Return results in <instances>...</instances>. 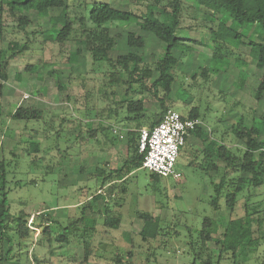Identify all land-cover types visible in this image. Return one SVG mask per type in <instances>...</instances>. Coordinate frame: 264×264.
Segmentation results:
<instances>
[{"label": "rangeland", "instance_id": "obj_1", "mask_svg": "<svg viewBox=\"0 0 264 264\" xmlns=\"http://www.w3.org/2000/svg\"><path fill=\"white\" fill-rule=\"evenodd\" d=\"M99 1H109L113 7L122 11L121 19L110 23L115 31L122 33L128 29L136 31L137 28L132 22L133 17L124 11L127 9L138 13L143 10V4L135 0ZM78 2L79 0H70L69 10L72 11L74 7L77 9ZM37 10V14L31 13L39 22L42 20L41 16L46 13L41 9ZM162 19L171 24L167 14L162 13ZM5 22L9 27L3 31L0 47L5 46L9 38L22 39L24 36L22 31L10 27L12 24L10 19ZM210 25L204 19L202 11H196L189 6L184 8L177 30V34L186 37L187 40L184 42L191 46L192 51L184 53L178 65L177 74L179 70L182 72L178 76L179 82L183 83L174 84L171 93L174 102L170 104V108L185 115L196 106L201 113L198 117L201 124L188 136V142L181 147V153L177 158L176 170L181 177L178 181L171 177H160V181L154 184L147 169L134 170L122 183L125 187L124 198H121L123 193L116 189L114 198L108 200L110 207L121 215L119 228H105L101 224V219H98L94 250L99 256L106 255L115 248L122 251L128 248L133 251L132 257H129L133 260V264H189L191 255H187L185 243L196 237L203 217L208 216L213 219L214 229L218 235L227 227L229 218H238L244 214L245 203L250 206L248 212L254 209L255 204H258V210L264 208L263 182L256 188H245L238 193L237 203L232 211L225 206L224 198L220 199L221 208L213 210L210 205V198L213 195L211 182L216 181L213 173L201 168L200 154L195 156L193 164H188L193 154L195 155V150L203 148L206 139H212L216 144L224 143L227 148L243 149V144L235 141L231 133L233 123L240 116L244 118L245 125H255L261 130L260 139L264 141V125L261 119V115L264 114V97L255 98V89L264 74V69L252 65L247 56L249 47L237 42L231 44L230 59L223 57L220 60L217 57L211 60L208 31ZM77 27L78 24H75V30ZM252 29L253 27L244 29L245 41L257 40L255 34H252ZM137 30L146 37L143 49L146 59L150 60V55H154L156 59L161 58L164 53L163 44L157 38ZM57 51L55 45L48 44L41 48L36 43L33 49L12 59L6 69L7 80L0 79V108L2 115L7 118L8 125L5 134L0 137V159L3 158L7 163L16 158L4 167L10 212L33 214L46 211L65 220L67 217L77 215L91 191H95L93 180H87V172L93 171L95 164L102 161H107L109 167L116 168L132 152L128 150L127 137L121 124L114 123L118 129L119 139L111 146L101 139L98 143L90 139L86 141L87 145L80 146L73 137L67 135L75 136L79 131H83V124L86 122L93 128L99 123L106 125L112 122L105 118L107 113L105 110L112 105V102L103 99L99 92L100 89H104L103 79L104 74L108 72V65L94 63L88 55L83 63L69 64ZM239 56H241L240 60L236 61ZM26 65H29V69H25ZM198 67L209 69V78L203 80L199 75L198 83L188 95L184 90L190 81L188 76L195 70L199 74ZM50 70H53V74L49 72ZM58 81H61V89L58 87ZM125 89V85L114 87L115 96L112 99L122 98ZM175 91L178 96L174 95ZM134 97L143 98L147 113L157 109V102L149 92ZM20 105L44 110L43 122H47L52 114L59 118H74L82 125H78L77 122L67 123L66 126L69 128L67 132H59V136L50 135L46 138L41 121L28 122L24 126L22 122L9 120L14 109ZM101 111L103 117L98 118L95 113ZM35 144L38 150L33 153L38 157L33 160L34 157L27 155L25 150H31ZM42 154L45 156H41ZM81 164L84 166L83 173L79 171ZM105 190V187L101 188L102 192ZM116 194L120 195L121 199L117 198ZM114 199L122 205L115 207ZM100 205L101 201H97L96 205L94 204L87 212L95 215L96 208ZM138 211L153 212L163 221L162 227L170 225L168 228L170 232H173L175 227L178 235L168 238L164 248H161L158 242L142 240L137 232L142 224L141 220L135 217ZM258 215L261 216V212H258ZM188 228L192 229L191 234ZM254 229L252 228L251 234L245 236L246 242L248 241L246 250L248 256L232 258L231 252H228L223 254L220 264L232 262L264 264V235L256 233ZM44 241L47 244V238ZM32 242L33 240L28 241V247L24 248L28 249V257L33 247ZM46 246L35 247L39 257L48 256ZM52 246L56 255L52 256L51 264H80L83 257L80 245L59 247L56 243H52ZM209 247L214 254H218L217 244L209 242ZM213 256L216 259V256ZM24 258L25 255L22 256V264H26ZM92 260L96 264H106L99 257Z\"/></svg>", "mask_w": 264, "mask_h": 264}, {"label": "trees", "instance_id": "obj_2", "mask_svg": "<svg viewBox=\"0 0 264 264\" xmlns=\"http://www.w3.org/2000/svg\"><path fill=\"white\" fill-rule=\"evenodd\" d=\"M143 4L144 8L138 13L125 9L124 13L133 17L132 22L135 28L143 33L157 38L163 44V56L156 59L150 55L146 59L143 49L146 37L134 30H126L124 33L115 31L110 23L121 19L122 11L113 7L109 1L79 0L77 9L69 10L70 0H0V39L7 26L6 20L10 19V27L17 28L23 32V38H9L6 45L0 47V79L7 80V67L12 59L33 49L34 44L41 48L46 45H55L57 53L69 64H79L85 61L88 55L91 61L97 64L108 65V72L104 74V89L99 92L103 99L110 100L112 105L106 108V125L98 124L96 128L86 122L83 131L77 135L67 134L74 138L75 142L87 145V140L94 139L95 142L104 140L107 145H114L118 141L117 126L121 124L127 137V147L131 155L127 156L119 166L111 168L107 161L95 164L93 171H88V179H92L95 191H91L89 197L82 204L77 215L61 220L46 211L28 213H12L7 203L5 163L0 159V264H22V256L25 255L26 264H51L52 256H55L52 243L59 247L78 244L82 247L83 257L80 264H96L92 259L102 258L106 264H133L131 260L133 251L125 248L123 251L115 248L106 255H97L94 250L95 233L97 231L98 219L108 229L119 228L121 215L117 214L108 204L110 198H114L115 190L123 193L125 187L123 181L136 169L143 168V153L138 151L139 129L143 126L152 128L159 123L164 113L174 102L171 93L174 84L179 82V70L177 69L184 53L192 51L190 45L184 41L185 36L177 34L180 25V17L185 7H191L196 11H202L210 33L211 50L210 59L217 57L230 59L229 53L232 43L247 45L249 52L247 56L252 65L258 69H264V0H135ZM166 4V5H165ZM41 9L44 15L39 22L32 17ZM162 13L170 17L171 24L162 19ZM75 24H78L75 30ZM250 27L252 34L257 40L245 41L244 29ZM243 28V29H242ZM249 31V30H248ZM247 31V32H248ZM190 39V38H189ZM178 52V53H177ZM114 53H117L114 55ZM236 58V61L240 60ZM224 59V60H225ZM234 59V58H233ZM235 60V59H234ZM255 61V63H254ZM25 69H29L26 65ZM192 71L188 76L190 81L186 84L185 93L190 95L192 88L198 83V76L203 80L209 78L210 70L199 68ZM53 74V70L49 71ZM183 84V85H184ZM118 85H125L124 96L113 100V90ZM59 89L62 88L61 81H58ZM177 91V90H176ZM174 92L175 96L178 93ZM149 92L157 102V109L153 112H146L142 96ZM264 97V74L258 81L255 89V98ZM179 99L178 97H176ZM175 110V109H174ZM44 110L31 106H18L10 115L9 120L26 123L37 121L42 122V131L46 138L59 136V132L69 130L67 123L77 122L74 118H59L50 115L47 122L42 121ZM182 116L198 118L200 109L192 107L187 114ZM98 118L103 117L101 113H95ZM264 125V114L261 115ZM199 127V126H198ZM8 128L7 118L1 113L0 108V137ZM197 129V128H196ZM195 132L192 131L190 134ZM234 140L243 144V149L227 148L224 143L216 144L212 139H206L200 150H195V155L188 161L193 164L194 158L200 154L201 168L206 172L213 173L216 181H212L213 195L210 198V205L213 210L221 208L220 199L224 198L225 206L232 211L237 203V194L245 188H256L264 182V141L260 139L261 130L255 125L247 126L244 118L240 116L231 127ZM189 134V135H190ZM49 135V136H48ZM101 139V140H100ZM186 143V142H185ZM38 150L35 144L31 150L26 149L25 153L38 156L33 152ZM59 152L60 149H57ZM56 150V153L58 151ZM181 153V152H180ZM25 154V155H26ZM180 155V154H179ZM41 156H45L42 154ZM109 167V168H108ZM81 173L84 166L81 164ZM152 183L160 181L158 174L149 171ZM98 185L100 187H98ZM105 187V191L101 188ZM120 187V188H118ZM119 198L120 195L116 194ZM119 198V199H121ZM101 201L96 208V214L91 215L93 205ZM114 206L122 204L114 199ZM244 214L241 217L231 219L227 227L216 235L214 221L212 218L203 217L201 227L197 229V235L186 241L187 255H191L189 264H220L223 254L231 252L232 258L248 256L247 242L245 236L252 233V224L255 222L257 231L264 235V208L261 210H250L248 204H244ZM261 212V216L258 215ZM142 224L137 231L142 240L158 242L161 248L166 247L168 238L177 236L178 231L173 228L170 232L169 226L162 227L163 221L154 215L153 212H136L135 214ZM31 220V221H30ZM30 221V222H29ZM247 224V225H246ZM172 226H174L172 224ZM171 226V227H172ZM189 234L192 229L188 228ZM47 238V244L44 240ZM33 247L28 257V241H32ZM258 241V240H257ZM209 242H214L219 247L218 254H214L209 247ZM6 245L7 247H5ZM48 250V256H38L35 247ZM62 255V253H58ZM213 255L216 256L214 259ZM128 257V258H127ZM230 264H234L233 262Z\"/></svg>", "mask_w": 264, "mask_h": 264}, {"label": "built area", "instance_id": "obj_3", "mask_svg": "<svg viewBox=\"0 0 264 264\" xmlns=\"http://www.w3.org/2000/svg\"><path fill=\"white\" fill-rule=\"evenodd\" d=\"M200 124L198 118L182 116L178 111L168 109L161 121L152 128L141 127L138 151L143 153L142 167L161 177H171L178 181L181 175L176 170V162L180 149L185 145L190 132Z\"/></svg>", "mask_w": 264, "mask_h": 264}, {"label": "crops", "instance_id": "obj_4", "mask_svg": "<svg viewBox=\"0 0 264 264\" xmlns=\"http://www.w3.org/2000/svg\"><path fill=\"white\" fill-rule=\"evenodd\" d=\"M188 139H189V138L187 137L186 142H188ZM257 207H258V204H255V205L253 206V208H254L253 210H258ZM242 216H243V215H242ZM252 227L255 228L254 231H255L256 233H259V234L262 233V231H260V230L257 231V227H256V223H255V222L252 224Z\"/></svg>", "mask_w": 264, "mask_h": 264}]
</instances>
